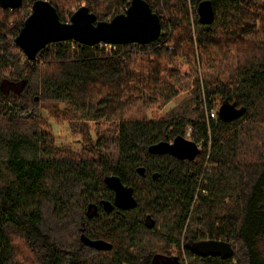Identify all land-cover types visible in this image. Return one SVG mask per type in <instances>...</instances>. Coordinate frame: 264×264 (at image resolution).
Listing matches in <instances>:
<instances>
[{
	"label": "trees",
	"instance_id": "trees-1",
	"mask_svg": "<svg viewBox=\"0 0 264 264\" xmlns=\"http://www.w3.org/2000/svg\"><path fill=\"white\" fill-rule=\"evenodd\" d=\"M34 1L0 6V264H149L174 252L181 264H264V0H210V24L197 20L201 0H146L160 17L156 39H69L28 61L14 36ZM47 1L62 21L81 5L106 21L130 2ZM43 101L63 108L45 118ZM222 103L243 111L225 120ZM50 119L96 155H61ZM177 135L200 145L193 160L148 151ZM106 175L132 187L135 207L101 208L113 201ZM81 233L111 248L81 244ZM203 239L226 240L232 256L191 252Z\"/></svg>",
	"mask_w": 264,
	"mask_h": 264
},
{
	"label": "water",
	"instance_id": "water-1",
	"mask_svg": "<svg viewBox=\"0 0 264 264\" xmlns=\"http://www.w3.org/2000/svg\"><path fill=\"white\" fill-rule=\"evenodd\" d=\"M22 0H0L2 8H17ZM198 22L210 24L214 10L210 0H201L196 6ZM161 32V21L146 0H130L124 12L114 15L106 21L97 20L95 13L87 6L81 5L72 12L69 20L62 21L56 8L47 0H35L31 11L23 20L22 26L14 36V43L24 52L28 61L49 43L74 40L78 43L93 45L104 42L108 44L138 43L145 44L156 39ZM243 109L222 103L218 113L225 120L237 118ZM148 151L155 154H170L178 159L193 160L199 152L198 145L183 136L177 135L172 141H159L148 146ZM137 172L144 175V168ZM104 181L113 191V201H100L105 212L114 207L130 209L136 200L132 187L122 183L116 175H106ZM88 205L87 210L90 209ZM96 213V205H94ZM80 243L98 250H108L111 244L102 239H90L81 233ZM191 252L201 256L231 257L233 249L226 240L203 239L189 245Z\"/></svg>",
	"mask_w": 264,
	"mask_h": 264
},
{
	"label": "rangeland",
	"instance_id": "rangeland-1",
	"mask_svg": "<svg viewBox=\"0 0 264 264\" xmlns=\"http://www.w3.org/2000/svg\"><path fill=\"white\" fill-rule=\"evenodd\" d=\"M189 88L181 91L178 95L173 97L168 103L163 104L159 107L153 108L151 110H147V117H157L162 115L164 112L172 108L176 103H178L183 97L188 95ZM63 105L59 102L55 101H43L42 102V115L47 118L49 117V113L55 109H62ZM53 124V136L55 138V143L58 146H61L63 151L61 155L63 156H71L74 158H89L96 155V152L92 150L90 146V141L83 140L80 142L81 137H75L69 131L67 121H63L61 124H56L53 122V119L49 120ZM88 126L90 127L89 131L92 134V138H96V133L98 130V126L93 122H89ZM188 139V138H187ZM199 149L200 145L197 144ZM114 151L112 148L110 149ZM109 151V150H108ZM84 234V233H83ZM80 241V240H79ZM177 252H174L176 255Z\"/></svg>",
	"mask_w": 264,
	"mask_h": 264
},
{
	"label": "flooded vegetation",
	"instance_id": "flooded-vegetation-1",
	"mask_svg": "<svg viewBox=\"0 0 264 264\" xmlns=\"http://www.w3.org/2000/svg\"><path fill=\"white\" fill-rule=\"evenodd\" d=\"M101 208H102V205H101ZM103 209V208H102ZM98 209L96 208V213H94L95 211V207L94 209L92 210V208H90L89 210L86 211V214L88 216H93V215H97L99 213V211H97ZM104 210V209H103ZM93 214H92V213ZM154 222L152 221L150 226H154ZM172 260V261H171ZM149 264H181V262H179L178 258L176 255H173V258L172 259H169V258H155L153 259Z\"/></svg>",
	"mask_w": 264,
	"mask_h": 264
},
{
	"label": "built area",
	"instance_id": "built-area-1",
	"mask_svg": "<svg viewBox=\"0 0 264 264\" xmlns=\"http://www.w3.org/2000/svg\"><path fill=\"white\" fill-rule=\"evenodd\" d=\"M206 115H208V117H210V118L215 117V115H216L215 108L213 107V108L207 109L206 110ZM189 132H190V128H188L187 131H186V135L187 136L189 135Z\"/></svg>",
	"mask_w": 264,
	"mask_h": 264
}]
</instances>
